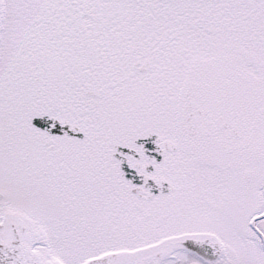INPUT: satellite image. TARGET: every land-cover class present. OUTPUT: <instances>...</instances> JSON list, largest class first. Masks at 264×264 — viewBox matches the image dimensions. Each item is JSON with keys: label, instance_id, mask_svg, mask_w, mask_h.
<instances>
[{"label": "snow or ice", "instance_id": "6c2138e0", "mask_svg": "<svg viewBox=\"0 0 264 264\" xmlns=\"http://www.w3.org/2000/svg\"><path fill=\"white\" fill-rule=\"evenodd\" d=\"M0 264H264V0H0Z\"/></svg>", "mask_w": 264, "mask_h": 264}]
</instances>
